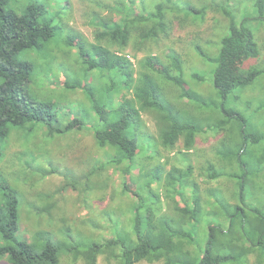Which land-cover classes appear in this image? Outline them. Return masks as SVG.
I'll return each instance as SVG.
<instances>
[{"label": "trees", "instance_id": "trees-1", "mask_svg": "<svg viewBox=\"0 0 264 264\" xmlns=\"http://www.w3.org/2000/svg\"><path fill=\"white\" fill-rule=\"evenodd\" d=\"M89 2L94 7L89 13L91 43L63 23L70 12L67 0H0V143L9 140L13 129L27 138L41 131L50 141L90 133L95 150L103 155L89 159L81 171H58L47 159L43 167L49 170L41 176L58 173L63 178L60 192L83 189L87 195L92 189L103 191L110 182L104 173L114 169L123 175L120 190L131 195V208L128 216L108 207L91 208L93 214L78 223L62 221L51 231L28 235L21 229L22 195L3 181L0 258L10 264H61L62 257L96 264L99 256L112 264H264V131L229 104L264 78V68L241 66L260 53L254 29L247 24L264 19V0ZM208 10L226 20L216 53L198 42L189 47L216 64L212 83L217 100L186 86L181 59L172 47L163 53L166 62L146 53L138 66L133 63L127 51L135 57L168 40L175 24L203 23ZM238 12L256 15L238 18ZM71 53L75 60L68 65L65 57ZM189 77L203 78L197 73ZM159 79L174 85L179 99L218 113L208 126L222 133L211 149L219 160H207L202 187L190 163L166 169L159 162V147L172 150L180 139L184 151L192 152L201 125L165 98ZM45 85L49 91L60 85L67 92L79 88L84 101L56 102L39 91ZM263 108L264 100L253 113ZM143 114L154 119L155 136L145 133ZM3 151L0 146V156ZM147 159L156 160L149 169ZM40 162L31 155L26 164L37 163V169ZM222 177L231 182L230 193L207 186ZM162 193L169 202L163 203ZM51 207L31 206L49 217ZM102 229L109 235H96Z\"/></svg>", "mask_w": 264, "mask_h": 264}, {"label": "rangeland", "instance_id": "rangeland-1", "mask_svg": "<svg viewBox=\"0 0 264 264\" xmlns=\"http://www.w3.org/2000/svg\"><path fill=\"white\" fill-rule=\"evenodd\" d=\"M56 2V0H53ZM70 12L66 19L63 20L66 28L75 30L80 35L84 36L86 40L91 43L93 41V27L90 24L89 13L94 9L89 0H67ZM192 3L200 5L203 0H191ZM218 2L220 0H217ZM207 19L203 23L197 25H177L170 31L168 40L163 39L158 45H150L145 51H139L130 58L133 63L138 66V62L144 60L146 53L151 55H159L160 60L164 62V51L166 48L172 47L181 59V65L184 72L186 86H189L196 92L203 95H213L212 98L217 100L216 92L212 83V70L215 63L200 57L195 51L189 47L190 42H198L206 48L207 51L216 53L221 36L224 34V25L226 20L223 16L213 10L207 11ZM246 14L248 16L256 15L255 12H238L237 16ZM49 14V12H48ZM254 29V36L259 45L260 53L255 58L245 60L241 66H258L264 68V19L250 20L247 24ZM223 32V33H222ZM73 53V52H72ZM71 53V58H67V64L73 65L75 56ZM142 65V64H141ZM44 66V65H42ZM76 66V64H75ZM74 67V66H73ZM78 70V66H76ZM79 73V72H78ZM191 73L200 74L202 80L192 79L189 77ZM61 79L64 74H60ZM82 77L79 76L78 81L80 86L83 85ZM161 82L162 92L165 98L174 105L180 112L184 113L191 119L200 121V131L195 136L192 152H185L183 149V140L180 139L172 150H164L159 147L160 154L159 162L165 166L166 169L170 165L184 167L187 163L193 166V173L195 180L202 187L204 186L205 165L207 160L218 161L214 156V147L217 146L218 140L222 133L217 134L208 125L210 118H219L218 113L210 107L200 108L194 103L186 99H179L177 90L174 85L159 79ZM46 86V87H45ZM42 86L39 91L49 93L56 102H62L66 99H71L75 102H83L84 98L79 88L73 91H65L61 85L53 91H49L47 85ZM51 88V87H50ZM214 92V94H213ZM238 94V92H237ZM219 99V98H218ZM238 102L229 100V104L235 106L237 111L242 113L246 118H250L255 123L259 124L264 131V108L260 109L257 114L253 112L257 106L264 100V78L255 82L252 86L244 89L239 94ZM146 123L145 133L156 135V126L154 119L148 115L143 114ZM153 142V138H145ZM8 140V139H7ZM0 143L4 147L3 156H0V183L4 181L10 187L14 188L21 195V224L22 232L31 235L39 230H52L55 226L61 225L62 221L71 224L78 223L85 216L91 215V208L108 207V210H113L121 216L124 213L128 216V211L131 208V195H124L121 193V181L123 175L114 169H108L110 182L103 191L92 189L90 193L84 194L83 189L77 191L60 192L59 187L62 184V176L58 173H46V176H41L43 172L49 170L48 167H43V161L49 159L53 162L58 171L63 169H72L74 171H81L85 169L86 162L95 155H101L99 150H95L93 139L90 133L80 131L66 137L56 138L52 141L43 137L42 132H35L33 136L27 138L23 134L17 132L15 129L11 132L9 140ZM264 145V141L262 142ZM34 155L40 159L39 168L35 169V165L28 167L27 160ZM103 155V154H102ZM147 168H151L156 163V160H146ZM43 171V172H42ZM95 178H93V181ZM209 187L219 188L224 193H230L233 189L231 182L227 177H222L218 180H211L207 183ZM91 188L92 183H89ZM1 184H0V192ZM85 195L86 205L82 202V196ZM163 203L169 202L161 194ZM176 200V199H175ZM133 202V201H132ZM47 204H52L50 217L45 213L38 214L35 207H44ZM89 206H91L89 208ZM99 237L108 236V229L96 231ZM255 254L249 256L251 261H254ZM0 264H10L6 258H0ZM61 264H82L80 261L73 263L66 257H62ZM96 264H112L103 256H99ZM140 264H147L141 262ZM154 264H161L160 262Z\"/></svg>", "mask_w": 264, "mask_h": 264}]
</instances>
